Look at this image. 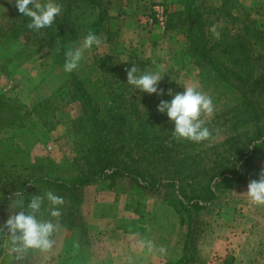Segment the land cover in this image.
I'll return each mask as SVG.
<instances>
[{
  "label": "trees",
  "instance_id": "trees-1",
  "mask_svg": "<svg viewBox=\"0 0 264 264\" xmlns=\"http://www.w3.org/2000/svg\"><path fill=\"white\" fill-rule=\"evenodd\" d=\"M177 1L178 7L171 0L164 10L165 30H179L186 40L185 47L176 54L177 62L200 68L202 84L233 89L239 94V101L206 121L209 130L211 126L224 131L222 138L210 147L216 150L212 155L216 153L218 160L208 158V150L202 148L206 140L193 142L175 137L173 123L165 113L157 111L161 99H170V93L179 92L176 85L175 92L165 96L142 91L141 97L126 96L127 70L133 65L143 67L142 60L126 62L122 69L110 68L111 77H104L103 92L95 85L93 90L85 70L78 68L67 73L63 83L42 99L34 111L50 127L54 125L48 119H53L54 124L63 122L56 113L59 101L75 102L78 113L66 122L75 156L62 166L48 154H32L9 141L0 142V224L11 214L9 205L17 193L27 201L33 194L51 190L65 200L60 226L65 224L77 234V247L83 251L84 246L89 248L87 226L78 212L83 190L105 181L128 179L147 194L170 191L163 195L169 197L180 225H187L182 235V253L174 264L199 261L194 234L200 212L220 197V183L247 187L254 178L258 159L264 158V143H256L264 141V104L258 99L264 97V30L235 0H220L212 8L205 5V0ZM54 2L61 7V15L51 29L41 33L29 31L27 18L16 12L3 36L7 41L21 33L31 34L36 42L50 45L52 62L63 67L65 51L89 30L98 36L107 34L109 14L103 0ZM209 14H215L211 21ZM221 19L231 27H225L217 36L210 28ZM106 59L105 55L98 56L97 62L104 66ZM115 82L116 89L112 87ZM97 94H102L104 102ZM30 119L23 103L0 92V141L8 131L27 130ZM135 210L141 217L149 215L147 211ZM7 247L8 240L0 236V264H32L43 253L29 250L17 258ZM77 247L68 248L70 255L79 254ZM223 262L232 264V256L226 255Z\"/></svg>",
  "mask_w": 264,
  "mask_h": 264
},
{
  "label": "rangeland",
  "instance_id": "rangeland-1",
  "mask_svg": "<svg viewBox=\"0 0 264 264\" xmlns=\"http://www.w3.org/2000/svg\"><path fill=\"white\" fill-rule=\"evenodd\" d=\"M103 1L109 14L105 31L107 34H104V37L99 36L102 38L101 46L94 47L93 50L85 53L78 70H85L93 84V90L94 85L100 88L98 90L100 92L106 90L103 81L104 77L110 80V68L122 69V65L126 62H135L140 59L145 65L143 67L137 65L138 69L142 71L154 70L158 67L162 70L157 86L163 90L161 94L164 96L175 92L174 85L181 92L185 86L190 84L198 85L202 91L210 95L213 98L215 111L210 117H204L207 122L214 115L239 101V94L233 89L227 91L223 87L216 89L210 84L208 86L202 84L201 70L197 66L193 64L182 66L180 62H177L176 54L186 44L184 34L179 30H165L162 25L156 23L155 19L157 18L156 14L160 11L159 14L165 20L164 10L168 9L171 0H144L146 3L154 4L153 8L150 5L146 7L145 13L154 14L152 18L155 20V24L150 22L146 24L144 21L146 17L138 18L135 13L131 20L124 23L118 16H122V0ZM173 1L178 7V1ZM37 2H41V0H37ZM204 2L207 7L211 8L220 4V0H205ZM235 2L240 9L248 10L251 18L264 30V0H235ZM0 5L4 9L0 11V92L23 103L30 112L31 118L27 130L24 128L22 133L8 131L4 133L0 142L9 141L24 150H30L32 154H48L63 166L75 156L73 144L67 135L66 122L77 115L78 107L75 102L62 103L59 101L56 105V113L63 122L54 124L53 119H48L53 122L51 125H54L50 127L46 126L42 117L36 115L34 111L42 99L49 96L63 83L67 73L64 71V67L52 62L50 45L36 42L31 34L21 33L19 37L6 41L7 37L3 36V31L18 10L15 7V0H12L11 3L10 0H0ZM208 10H205V15H208ZM213 18H215V14H209L208 21ZM122 26L127 27V30H124ZM225 27L230 29L231 25L225 19H221L210 30L214 34L215 32L220 34L225 30ZM213 28H215V32ZM75 46L76 42L73 44V47ZM102 55L107 58L105 60L107 63L104 66H100L97 62L98 56ZM117 77L118 75L113 76L111 81L114 82ZM112 87L117 88L116 82L112 83ZM127 92L126 96L136 94L141 97V91L131 86ZM100 96L102 94L99 96L97 94V97L100 98ZM167 99L168 97L164 100ZM258 99H261L264 104V97H258ZM100 100L104 102L102 97ZM214 131L215 134L211 133L202 148H205V151L208 150V158L212 157L214 160H218L216 153L212 155V152H216V150L213 151L210 147L216 140L222 138L224 131L222 132V128L217 130V127L211 129L210 126V132ZM257 164L258 167L253 173L254 178H257L260 170L264 168V158L258 159ZM166 192L170 191L147 194L128 179H118L115 182L105 181L87 187L82 192V202L78 207V212L87 226L89 248L84 246V250L81 251L77 247V234L62 224L54 234L53 247L47 252L40 253L32 264H86L90 251L98 256L101 255L102 261H106L101 264H122L120 248L112 249L115 253L110 254L109 249L106 252L104 245L97 241L106 235L103 230L108 227H114L117 229V233L118 230L122 232V210L137 209L143 212L147 210L153 212L150 214L147 211L150 215L141 217L135 210L139 217L138 226L143 229L142 233L146 241L168 240L171 244L174 241L181 242L187 225H180L177 213H173V208L168 202L169 197L163 195ZM137 203H139V207ZM197 222L194 241L195 253L197 252L199 261L195 264H222L218 261L219 256L230 255L235 248L232 246L237 243L236 238L230 239L233 235L232 229L242 233L244 230L250 229L251 226H254L253 231L250 232V238L247 245L244 246L245 252L241 255V263L264 264V258L260 256L261 258L258 260V256L254 253L258 250L264 251V205L252 202L243 185L231 183L224 186V183H220V197L200 212ZM74 237L75 244L72 243ZM176 245L177 243H175V247ZM70 246L77 247L79 254L70 255L68 249ZM7 250L11 253L10 247H7ZM86 250H88L87 258ZM154 253L161 252L154 250ZM176 259L169 260L167 264H174Z\"/></svg>",
  "mask_w": 264,
  "mask_h": 264
},
{
  "label": "clouds",
  "instance_id": "clouds-1",
  "mask_svg": "<svg viewBox=\"0 0 264 264\" xmlns=\"http://www.w3.org/2000/svg\"><path fill=\"white\" fill-rule=\"evenodd\" d=\"M12 0H10V3ZM15 7L23 17L29 21V31L41 33L51 29L61 15V7L54 0H15ZM0 5V11H3ZM215 32V28H213ZM215 35H219L215 32ZM102 38L89 30L82 40L76 42L75 47L68 48L64 53V71L71 73L78 69L86 52L99 47ZM162 70H140L135 65L127 70V84L149 94L160 95L163 90L158 88ZM168 100L161 99L157 104V111L165 113L173 123V135L180 139L201 142L209 139L211 132L204 117H210L215 111L213 98L200 89L198 85L190 84L181 92L171 94ZM264 143V141H256ZM246 194L252 202L264 205V168L257 178L249 180ZM64 197L51 190H44L31 195L27 199L17 193L9 205L7 220L0 224V236H4L17 258L29 250L47 252L53 247V235L60 229L59 217ZM151 249V242H148ZM161 253L166 250L161 247Z\"/></svg>",
  "mask_w": 264,
  "mask_h": 264
},
{
  "label": "crops",
  "instance_id": "crops-1",
  "mask_svg": "<svg viewBox=\"0 0 264 264\" xmlns=\"http://www.w3.org/2000/svg\"><path fill=\"white\" fill-rule=\"evenodd\" d=\"M121 2H122V16L121 15L118 16L120 19H122V21H124V23L127 22L129 19L131 20L135 13L138 18L146 17V19L144 20L146 24L148 22L155 24V20L152 18L154 14L151 15L145 13L146 7H149L150 5L153 8L154 4L152 5V3H146V1L144 0H122ZM159 13L160 11L156 14L157 17L155 18L156 23L162 25V27L165 29V25H164L165 20H163L161 14ZM143 14L145 15L143 16ZM123 27L124 30H127V27L122 26V28ZM87 187L89 188L90 186ZM147 211L150 214L153 213V212H149L150 210ZM173 213L176 212L174 211ZM138 218L139 217L135 213V210H122V230H121L122 232L118 230L119 233L118 234L117 229H115L112 226L108 227L103 230V233H105L106 235L101 237L97 241H99V243L104 245L106 252L109 249L110 254L115 253L112 251V249L120 248L122 253V264H167L169 260L173 258H178L181 255L182 241L181 242L174 241L172 244L168 240L161 242L146 241L142 233L143 229L138 226L137 223ZM132 222L134 223L132 224ZM253 227L254 226H251L250 229L244 230V232L242 233L239 231L236 232L234 231V229H232L233 235L230 239L236 238V242H237L236 245L232 246L233 248L234 247L235 248L230 254L233 259L232 264H242L241 255L243 254V252H245L244 246L247 245L248 239L250 238L249 235L250 232L253 231L252 229ZM148 242H151L152 245L151 249L148 246ZM175 243H177L176 247H175ZM161 247H163L166 250L164 253H154V250L158 252ZM254 253L256 254V256H258V260H260L261 258L260 256L264 258V251L258 250V252L254 251ZM225 257L226 254L219 256L218 261L223 263ZM102 259L103 258L101 257V255L98 256L96 253H93V251H90L89 258L86 264H101L102 262H106L104 260L102 261Z\"/></svg>",
  "mask_w": 264,
  "mask_h": 264
},
{
  "label": "built area",
  "instance_id": "built-area-1",
  "mask_svg": "<svg viewBox=\"0 0 264 264\" xmlns=\"http://www.w3.org/2000/svg\"><path fill=\"white\" fill-rule=\"evenodd\" d=\"M222 264H226V263L223 262Z\"/></svg>",
  "mask_w": 264,
  "mask_h": 264
}]
</instances>
